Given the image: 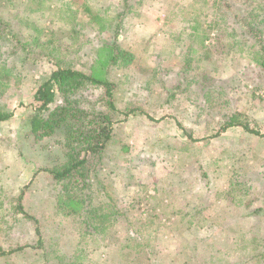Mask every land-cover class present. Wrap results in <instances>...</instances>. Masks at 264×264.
Segmentation results:
<instances>
[{
	"label": "rangeland",
	"instance_id": "rangeland-1",
	"mask_svg": "<svg viewBox=\"0 0 264 264\" xmlns=\"http://www.w3.org/2000/svg\"><path fill=\"white\" fill-rule=\"evenodd\" d=\"M240 2L264 26V0ZM220 3L0 0V19L33 62L0 53L17 81L3 100L12 116L0 121V264H228L262 237L264 137L214 135L229 110L264 133V74ZM112 43L133 54L128 66L104 68ZM58 67L103 73L117 107L143 112L114 125L85 180L94 203L107 192L123 214L102 233H81L80 207L67 216L57 207L67 192L46 170L62 160L58 135L28 134L35 89Z\"/></svg>",
	"mask_w": 264,
	"mask_h": 264
},
{
	"label": "trees",
	"instance_id": "trees-1",
	"mask_svg": "<svg viewBox=\"0 0 264 264\" xmlns=\"http://www.w3.org/2000/svg\"><path fill=\"white\" fill-rule=\"evenodd\" d=\"M127 2L128 0H123L124 5H127ZM220 2V5L232 14L238 35L251 41V55L256 66L264 74L262 20H258L254 10H246L241 2L237 4L238 0ZM1 51L24 64L33 63L29 55L30 46L16 35L9 23L0 19V53ZM105 54L104 68L119 66L121 63L128 66L134 59L132 53L121 49L116 43L109 45ZM12 70H15V66L8 68L3 62L0 63V121L8 120L12 116V112L7 110V104L3 103L9 88L17 85V81L13 82L11 79L14 75ZM102 74H85L72 67L56 68L35 89L33 95L35 106L29 117L28 134L33 140L40 141L58 135L57 143L62 151V160L46 172L50 179L63 184L67 192L66 199L57 207L66 216L80 207L83 214L79 228L81 233L87 235L104 232L112 222L123 216L115 199L108 196L107 192H105L107 200L104 203H94L91 196L83 193L87 189L85 180L88 178V172L94 168L92 164L99 161L108 148L114 125L128 115L137 112L143 114L138 110L130 108L121 110L117 107L114 85L107 78H102ZM95 90H103L101 96H95L93 93ZM219 117L220 129L214 136L229 128H241L253 136L264 137V133L258 127L251 128L247 116L236 110L224 111ZM17 202L16 210L26 216L23 213L20 196ZM244 206L249 207L250 202L244 203ZM261 220L264 223V215ZM35 233L38 238L36 245L41 249L42 240L38 227L35 228ZM259 238L245 241L240 258L237 261H229L228 264H264V234ZM237 243L243 244L244 240H238ZM250 248L253 251L251 253L247 251ZM21 249L22 247L13 251ZM244 251L248 256H243ZM76 252H80V249L77 248ZM221 256L225 258V255ZM218 259L217 263H221ZM76 263V257L70 260V264Z\"/></svg>",
	"mask_w": 264,
	"mask_h": 264
}]
</instances>
